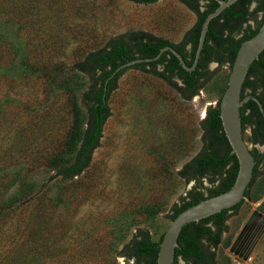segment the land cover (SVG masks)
<instances>
[{
    "label": "rangeland",
    "instance_id": "374dc122",
    "mask_svg": "<svg viewBox=\"0 0 264 264\" xmlns=\"http://www.w3.org/2000/svg\"><path fill=\"white\" fill-rule=\"evenodd\" d=\"M12 1L11 18L0 12V264H133L119 255L123 245L138 230L158 242L173 207L211 186L205 179L191 185L179 171L201 149L200 121L221 99L231 67L210 64L209 79L189 100L147 68L127 69L110 94L89 167L62 181L56 169L71 161L80 134L71 109L77 100L82 125L81 96L90 86L73 65L134 33L178 44L197 14L179 0ZM243 136L262 159L212 249L216 264H264V224L242 258L229 252L264 201V146L252 144L249 129Z\"/></svg>",
    "mask_w": 264,
    "mask_h": 264
},
{
    "label": "trees",
    "instance_id": "16d2710c",
    "mask_svg": "<svg viewBox=\"0 0 264 264\" xmlns=\"http://www.w3.org/2000/svg\"><path fill=\"white\" fill-rule=\"evenodd\" d=\"M129 1L138 4H152L159 0ZM179 1L197 14V21L191 29L185 32L178 44L139 32L129 35L128 41L111 40L105 47L88 52L82 60L73 65L75 71L90 77V86L81 96L85 119L82 121V125L79 124L81 109L75 100L73 109H71L72 113L77 115L73 131L78 130L79 126L80 134L77 136V141L73 142L75 146L71 161L56 169V177L62 181H70L89 167L92 154L102 137L104 124L110 116L108 105L110 94L115 90L119 77L127 69L147 68V72L172 86L182 99L189 100L198 93L204 82L209 79V71L206 70L207 63L210 61H216L219 64L226 62L232 67L241 43L253 37L264 23V0H238L210 21L195 70L191 72L184 70L178 59L169 51H165L155 61L120 69L110 78L121 64L140 58H153L163 47L168 45L177 50L187 67L192 66L202 24L206 16L218 7V3L216 0H206L211 4H206L204 10L201 11V0ZM253 2L256 3V7L249 11ZM14 4L12 0H8L7 7L0 3V12L7 11L6 14L11 18L14 12ZM20 4V6H25L26 0H21ZM15 5L18 6V4ZM259 12L263 13V16L257 27L253 30L247 26L246 29L242 30V25ZM239 32L242 35L239 38H234V35ZM187 44H190L191 47L188 53L184 51ZM157 67H160L161 70H157ZM173 79H176L177 82ZM247 96H254L261 104L263 112L252 99L244 102L239 110L242 131L244 133L246 129L250 130L253 145H264V50L258 59L251 64L242 84L240 98L244 100ZM219 104L220 100L215 107L209 108L205 117L200 121L199 125L202 130L201 149L179 171L180 177L186 182H201V180L206 179L211 186L206 188L204 192L197 188L188 192L187 197L181 199L180 205L173 207L170 216L171 221L184 209L228 191L236 179L238 162L235 155L231 153V147L221 125ZM75 135L71 134V137L74 139ZM255 150L252 151L255 159L253 177L244 198L248 195V189L253 183L262 159V156L257 154ZM244 198L230 209L223 210L198 222L186 224L181 229L177 239L173 264H179L178 259H182L185 264H216L212 249L220 244L221 235L226 232V221L229 215L241 206ZM162 237L158 242H153L148 232L138 230L135 236L123 245L119 255L132 260L133 264H156ZM16 263L22 264L19 261Z\"/></svg>",
    "mask_w": 264,
    "mask_h": 264
},
{
    "label": "water",
    "instance_id": "95a60500",
    "mask_svg": "<svg viewBox=\"0 0 264 264\" xmlns=\"http://www.w3.org/2000/svg\"><path fill=\"white\" fill-rule=\"evenodd\" d=\"M218 7L208 14L202 24L194 62L187 67L182 56L172 47L165 46L153 58H140L121 64L113 75L120 69L131 67L135 64L148 63L160 58L165 51L172 53L179 61L182 68L188 72L195 70V67L202 50L205 34L212 19L217 17L224 9L230 7L238 0H216ZM264 50V23L257 33L243 41L237 51L231 71L228 77L227 88L225 89L219 104V117L224 134L231 147V153L235 155L238 162V172L232 187L217 196L207 198L199 203L181 211L170 223L159 244L156 264H173L177 239L181 229L188 223L198 222L202 219L230 209L237 205L244 198V194L252 180L255 159L252 150L244 141L240 121L239 110L248 99L254 100L261 112L263 108L254 97H247L241 100L240 93L250 65ZM193 182L191 183V185ZM264 224V201L260 202L244 224L240 233L234 240L229 252L238 258H242L251 242Z\"/></svg>",
    "mask_w": 264,
    "mask_h": 264
},
{
    "label": "flooded vegetation",
    "instance_id": "af4514ba",
    "mask_svg": "<svg viewBox=\"0 0 264 264\" xmlns=\"http://www.w3.org/2000/svg\"><path fill=\"white\" fill-rule=\"evenodd\" d=\"M217 2V1H216ZM211 4L209 1H206V0H201L200 1V5H201V11L202 10H204V8H205V6H206V4ZM256 7V3L255 2H253L251 5H250V7H249V11H252L254 8ZM257 15H260V18H259V20H258V22L261 20V18H262V16H263V13H261V12H259V13H257ZM250 20H251V18H249V20L245 23V24H243L242 25V30L243 29H246L247 28V26H249L251 29H255L256 27H257V24H258V22H257V24H256V26L255 27H252V25L250 24ZM242 35V33L241 32H239V33H236V35H234V38H239L240 36ZM168 46H170V45H168ZM173 47V46H172ZM164 48V47H163ZM174 48V47H173ZM190 44H187L185 47H184V51L185 52H189L190 51ZM203 48V47H202ZM175 49V48H174ZM197 49V48H196ZM176 50V49H175ZM177 51V50H176ZM200 57V56H199ZM183 58V57H182ZM194 58H195V56H194ZM199 59V58H198ZM258 59V58H257ZM255 61V60H254ZM194 62V61H193ZM198 63V62H197ZM212 63H215V64H219V63H217L216 61H210V62H208L207 63V65H206V70L207 71H209V65L210 64H212ZM253 63V62H252ZM197 66V65H196ZM251 66V65H250ZM196 68V67H195ZM250 68V67H249ZM247 97H254V96H247ZM246 97V98H247ZM255 98V97H254ZM249 100V99H248ZM254 101V100H253ZM259 146H264V145H259ZM206 180V179H205ZM191 182V181H190ZM180 261H182L184 264H185V262L182 260V259H178V263L180 264Z\"/></svg>",
    "mask_w": 264,
    "mask_h": 264
}]
</instances>
